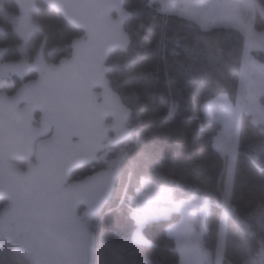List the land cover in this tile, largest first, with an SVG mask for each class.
<instances>
[{
  "label": "trees",
  "instance_id": "16d2710c",
  "mask_svg": "<svg viewBox=\"0 0 264 264\" xmlns=\"http://www.w3.org/2000/svg\"><path fill=\"white\" fill-rule=\"evenodd\" d=\"M264 8V0H256ZM249 24L264 30V16L249 6ZM125 28L130 46L107 61L109 87L131 113L132 135L106 153V159L75 170L80 179L108 168L107 162L128 149L120 163L115 193L85 221L96 233L95 264H179L180 253L168 226L179 211L146 221L141 230L148 243L133 240L139 224L129 197L149 179L170 188L175 200L203 196L208 205L203 243L215 252L226 212L223 186L226 157L214 139L221 124L203 113V105L219 94L235 98L242 76L246 36L235 26L206 28L167 12L153 0H125ZM14 0H0V48L5 60L33 61L43 49L47 62L71 54L82 32L38 0L32 13L39 28L23 43L14 16ZM264 63V50H251ZM9 82V94L19 81ZM264 102V96L261 97ZM38 116V115H37ZM227 210L225 264H264V130L251 114H243L235 155V174ZM6 204L0 199V209Z\"/></svg>",
  "mask_w": 264,
  "mask_h": 264
},
{
  "label": "water",
  "instance_id": "95a60500",
  "mask_svg": "<svg viewBox=\"0 0 264 264\" xmlns=\"http://www.w3.org/2000/svg\"><path fill=\"white\" fill-rule=\"evenodd\" d=\"M14 1L21 13L38 7ZM41 1L82 35L69 56L13 93L0 78V233L29 244L39 264H95L96 233L85 219L109 202L122 168L71 176L133 132L131 111L107 79L111 54L131 42L125 0Z\"/></svg>",
  "mask_w": 264,
  "mask_h": 264
},
{
  "label": "rangeland",
  "instance_id": "374dc122",
  "mask_svg": "<svg viewBox=\"0 0 264 264\" xmlns=\"http://www.w3.org/2000/svg\"><path fill=\"white\" fill-rule=\"evenodd\" d=\"M157 1L165 11L177 12L206 28L215 26H235L244 31L246 36L245 55L240 79V87L231 98L229 94H219L209 99L203 105V113L214 118L221 124V129L214 139L215 146L226 157V175L223 186V204L226 208L219 227V238L214 253L204 245L205 232L204 217L208 212V205L203 196L194 199L175 200L172 190L156 182L143 179L140 189L130 195L134 203L132 215L139 224L133 240L138 243H148L143 235L141 226L150 219L169 216L173 211H179V220L168 226V232L175 237L176 246L180 253L179 264H225V244L227 218L230 205V190L235 174V155L239 144V131L243 114H251L252 119L263 125L264 130V63L255 59L251 50H264V30H257L248 20L249 6L253 5L264 16V8L256 0H153ZM15 23L25 43L32 33L39 28L32 13L19 12L14 16ZM1 29V27H0ZM78 45V43H77ZM75 45L74 48L77 46ZM44 51L31 61H8L11 67L31 69L45 66ZM110 150V149H109ZM104 151L101 159H106ZM126 152V153H125ZM128 149L118 152L116 158L107 162L108 168H121L122 155ZM107 160V159H106ZM99 163V162H98ZM230 205V206H229ZM263 259L246 264H262Z\"/></svg>",
  "mask_w": 264,
  "mask_h": 264
},
{
  "label": "clouds",
  "instance_id": "9594fccd",
  "mask_svg": "<svg viewBox=\"0 0 264 264\" xmlns=\"http://www.w3.org/2000/svg\"><path fill=\"white\" fill-rule=\"evenodd\" d=\"M0 264H39L33 257L31 246L10 240L0 233Z\"/></svg>",
  "mask_w": 264,
  "mask_h": 264
},
{
  "label": "flooded vegetation",
  "instance_id": "af4514ba",
  "mask_svg": "<svg viewBox=\"0 0 264 264\" xmlns=\"http://www.w3.org/2000/svg\"><path fill=\"white\" fill-rule=\"evenodd\" d=\"M22 40H23V38H22ZM44 57H45V55H44ZM8 61H17V60H5L4 59V55L0 58V78L4 82V87L9 82L16 83L17 82L16 80L19 81V86H20L23 82H25L27 80H30V79H33V78H36L39 74H41V68L44 66L43 65L41 67H37V68L31 69V67L33 65H28L25 69H19V68H16V67L15 68L11 67V65H8L6 63ZM19 61H21V60H19ZM47 64H49V62H47V60H46L45 61V65H47ZM103 153L100 154V157L102 156ZM21 165L25 166L24 163H21Z\"/></svg>",
  "mask_w": 264,
  "mask_h": 264
},
{
  "label": "built area",
  "instance_id": "2783aa9c",
  "mask_svg": "<svg viewBox=\"0 0 264 264\" xmlns=\"http://www.w3.org/2000/svg\"><path fill=\"white\" fill-rule=\"evenodd\" d=\"M126 151V149H124ZM126 153V152H125Z\"/></svg>",
  "mask_w": 264,
  "mask_h": 264
}]
</instances>
